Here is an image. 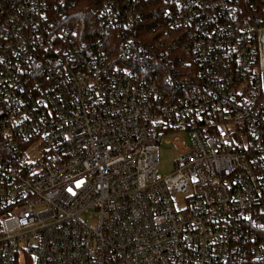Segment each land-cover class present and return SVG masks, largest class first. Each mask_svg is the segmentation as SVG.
I'll return each mask as SVG.
<instances>
[{"label": "built area", "instance_id": "obj_1", "mask_svg": "<svg viewBox=\"0 0 264 264\" xmlns=\"http://www.w3.org/2000/svg\"><path fill=\"white\" fill-rule=\"evenodd\" d=\"M77 2L0 0V264H264V0Z\"/></svg>", "mask_w": 264, "mask_h": 264}, {"label": "trees", "instance_id": "obj_2", "mask_svg": "<svg viewBox=\"0 0 264 264\" xmlns=\"http://www.w3.org/2000/svg\"><path fill=\"white\" fill-rule=\"evenodd\" d=\"M98 1L99 0H78L76 6L71 11L70 21L78 29L81 39L92 41L95 37L102 35L98 18ZM160 6H163L161 2Z\"/></svg>", "mask_w": 264, "mask_h": 264}, {"label": "rangeland", "instance_id": "obj_3", "mask_svg": "<svg viewBox=\"0 0 264 264\" xmlns=\"http://www.w3.org/2000/svg\"><path fill=\"white\" fill-rule=\"evenodd\" d=\"M178 154L179 152L175 148L173 142H162L159 148V164L157 172L162 175H168L172 173L175 169Z\"/></svg>", "mask_w": 264, "mask_h": 264}, {"label": "snow or ice", "instance_id": "obj_4", "mask_svg": "<svg viewBox=\"0 0 264 264\" xmlns=\"http://www.w3.org/2000/svg\"><path fill=\"white\" fill-rule=\"evenodd\" d=\"M79 186V185H78Z\"/></svg>", "mask_w": 264, "mask_h": 264}]
</instances>
